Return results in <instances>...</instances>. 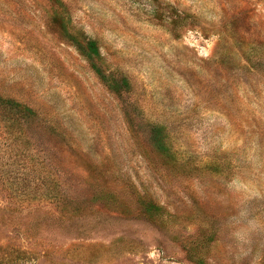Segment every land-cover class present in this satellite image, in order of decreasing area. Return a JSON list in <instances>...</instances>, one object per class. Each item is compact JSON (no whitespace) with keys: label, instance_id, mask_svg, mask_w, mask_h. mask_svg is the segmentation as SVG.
I'll return each mask as SVG.
<instances>
[{"label":"rangeland","instance_id":"374dc122","mask_svg":"<svg viewBox=\"0 0 264 264\" xmlns=\"http://www.w3.org/2000/svg\"><path fill=\"white\" fill-rule=\"evenodd\" d=\"M0 264H264V0H0Z\"/></svg>","mask_w":264,"mask_h":264},{"label":"trees","instance_id":"16d2710c","mask_svg":"<svg viewBox=\"0 0 264 264\" xmlns=\"http://www.w3.org/2000/svg\"><path fill=\"white\" fill-rule=\"evenodd\" d=\"M95 45V42L89 41L88 43H86V46L88 48L84 49L82 43H78V49L84 52L82 54H86L88 57H93L96 55ZM150 214L153 215L154 213L152 212Z\"/></svg>","mask_w":264,"mask_h":264}]
</instances>
